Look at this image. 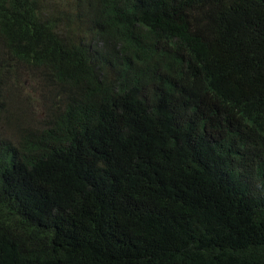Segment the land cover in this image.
Returning a JSON list of instances; mask_svg holds the SVG:
<instances>
[{"label":"trees","instance_id":"16d2710c","mask_svg":"<svg viewBox=\"0 0 264 264\" xmlns=\"http://www.w3.org/2000/svg\"><path fill=\"white\" fill-rule=\"evenodd\" d=\"M0 264H264V0H0Z\"/></svg>","mask_w":264,"mask_h":264},{"label":"rangeland","instance_id":"374dc122","mask_svg":"<svg viewBox=\"0 0 264 264\" xmlns=\"http://www.w3.org/2000/svg\"><path fill=\"white\" fill-rule=\"evenodd\" d=\"M35 93V96L38 100L42 101L43 95L46 94L48 87L45 85L44 80L40 75H37L33 85H28V89ZM36 113L40 116L44 114V108L42 106L36 105Z\"/></svg>","mask_w":264,"mask_h":264}]
</instances>
